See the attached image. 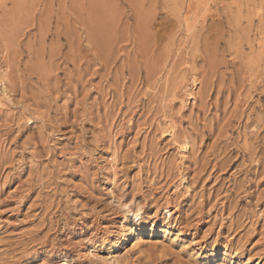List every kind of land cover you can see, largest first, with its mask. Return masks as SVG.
Listing matches in <instances>:
<instances>
[{
    "label": "rangeland",
    "instance_id": "rangeland-1",
    "mask_svg": "<svg viewBox=\"0 0 264 264\" xmlns=\"http://www.w3.org/2000/svg\"><path fill=\"white\" fill-rule=\"evenodd\" d=\"M0 264H264V0H0Z\"/></svg>",
    "mask_w": 264,
    "mask_h": 264
},
{
    "label": "bare ground",
    "instance_id": "bare-ground-1",
    "mask_svg": "<svg viewBox=\"0 0 264 264\" xmlns=\"http://www.w3.org/2000/svg\"><path fill=\"white\" fill-rule=\"evenodd\" d=\"M192 98H193V96H192ZM137 219H139V218H137ZM139 227L140 228H138L137 230H133V229L126 230V229H124L121 238H124V237L132 238L133 237L131 241L134 242V245H138L141 241L145 240L146 235L151 236V235L155 234L156 232H161V233L163 232V230H157L154 227L149 228L144 223H140Z\"/></svg>",
    "mask_w": 264,
    "mask_h": 264
}]
</instances>
